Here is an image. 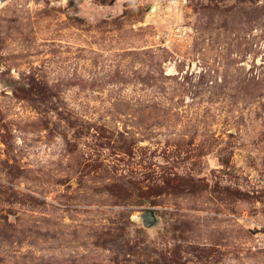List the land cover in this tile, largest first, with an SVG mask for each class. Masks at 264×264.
I'll use <instances>...</instances> for the list:
<instances>
[{
  "label": "rangeland",
  "instance_id": "1",
  "mask_svg": "<svg viewBox=\"0 0 264 264\" xmlns=\"http://www.w3.org/2000/svg\"><path fill=\"white\" fill-rule=\"evenodd\" d=\"M0 264H264V0L2 1Z\"/></svg>",
  "mask_w": 264,
  "mask_h": 264
},
{
  "label": "water",
  "instance_id": "2",
  "mask_svg": "<svg viewBox=\"0 0 264 264\" xmlns=\"http://www.w3.org/2000/svg\"><path fill=\"white\" fill-rule=\"evenodd\" d=\"M142 219L146 226H150L155 221L154 211H146L142 213Z\"/></svg>",
  "mask_w": 264,
  "mask_h": 264
},
{
  "label": "built area",
  "instance_id": "3",
  "mask_svg": "<svg viewBox=\"0 0 264 264\" xmlns=\"http://www.w3.org/2000/svg\"><path fill=\"white\" fill-rule=\"evenodd\" d=\"M2 1H5V0H0V3H1Z\"/></svg>",
  "mask_w": 264,
  "mask_h": 264
}]
</instances>
